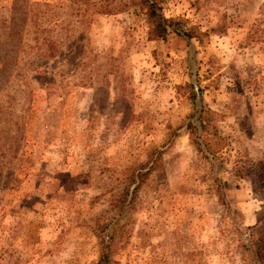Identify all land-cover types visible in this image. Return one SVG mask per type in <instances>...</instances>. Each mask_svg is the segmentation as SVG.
<instances>
[{"label": "rangeland", "instance_id": "1", "mask_svg": "<svg viewBox=\"0 0 264 264\" xmlns=\"http://www.w3.org/2000/svg\"><path fill=\"white\" fill-rule=\"evenodd\" d=\"M159 6L193 36H154L130 0H0V264H95L107 237L109 264H264V203L233 175L264 169V0ZM200 106L214 158L184 128Z\"/></svg>", "mask_w": 264, "mask_h": 264}, {"label": "trees", "instance_id": "2", "mask_svg": "<svg viewBox=\"0 0 264 264\" xmlns=\"http://www.w3.org/2000/svg\"><path fill=\"white\" fill-rule=\"evenodd\" d=\"M159 1L161 0H130V3L137 4L138 7L143 11L145 20L150 25L154 36L163 39L169 32H175L176 34H182L187 38L192 37V32L183 26L181 19L164 16V14L161 12ZM94 5L95 4H93V6ZM111 7H113V5L102 4L97 6L96 9L107 12L110 11ZM57 39L56 33H51L50 36L47 35L44 37L43 43L46 47V53L50 57H53L58 51ZM212 119L213 117L211 110L206 106H200L188 116L184 124V128L188 134L189 143L193 145L195 150L202 156L209 158L215 157V148L211 147L210 143L208 142V137H212L215 142L219 140V135ZM150 153L153 154V157L150 158L149 165L145 170L141 171L140 168L133 167L127 168L125 173L126 184L119 193L113 195L115 198L111 204V208L118 214L122 212L125 207H132L141 178L148 174V172L156 166L160 151L152 150ZM262 163V160H259L257 162L251 163L248 168L236 166L233 170V175L239 178L249 176L253 191L259 194L261 200L264 203V169H262ZM215 190L217 191L219 199L222 200L223 190L219 180L215 183ZM252 228L260 233V239L255 243L249 240L248 249L254 256H258L259 253L255 251V248H257L258 251H264V214L263 218L261 219L259 214V217L256 219V224ZM248 235H253V232L249 233ZM108 239L109 237L106 239H99L98 243L100 251L95 264L110 263V248ZM261 261H264L263 256L257 259V262Z\"/></svg>", "mask_w": 264, "mask_h": 264}]
</instances>
